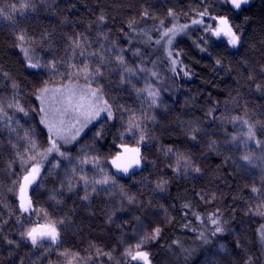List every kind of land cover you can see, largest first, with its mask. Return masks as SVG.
<instances>
[{"label": "rangeland", "instance_id": "rangeland-1", "mask_svg": "<svg viewBox=\"0 0 264 264\" xmlns=\"http://www.w3.org/2000/svg\"><path fill=\"white\" fill-rule=\"evenodd\" d=\"M214 1L218 4L229 6L225 4L223 0ZM13 3L19 6L20 0H0V8H9ZM57 8L58 0H45L43 3H38L35 10L27 11L24 15H53V13L58 10ZM200 18L201 17L198 14L190 16L185 23L189 25V27L184 32L177 35L173 41L171 46L173 58L178 59L179 62L180 59L178 56L174 55L175 50H173L176 39L185 38L188 35L187 38L199 40L202 47L207 50L219 43L226 44V41L223 40V38L217 40L215 37H212L210 33L205 32L204 26L192 24L193 19ZM203 20L204 25L215 23L210 20L208 16L203 17ZM6 21L7 20L0 18V24ZM108 27L109 23L107 19L105 23H100L97 18L93 24L87 28L86 32L81 34L82 38H86V40L82 39V42L90 45L88 51L100 52L109 59H112L115 55L114 51H109V49H112L113 44H115L116 51H119L120 49L124 50L123 55L125 62L130 67L142 66L150 71L157 72L158 78L151 77L150 71L148 73H138V77L133 78V82L137 88H143L147 84H151L153 88L157 89L160 93L161 106L150 109L147 101L139 98L131 85H121L119 83L120 73L116 69V65L113 61L107 65V71L102 78V83L105 89L106 98H108L110 102H113L114 105L119 104L123 107L120 112L117 113V119L104 124V135L106 132H110L108 140L105 137H103L102 140L94 138V131L103 120V117H101L100 121H95L93 124L89 125V128L85 130L79 140L65 146L62 150L67 151L71 158L76 159L80 157L82 149L88 151L92 155L99 156L100 166L110 175H115L117 184L122 185L123 191L128 195L134 196L136 202L128 204L127 200L121 196V189L119 187L108 185L107 187L113 193L112 195H107L104 192H100L99 195L93 194L91 202L85 204L83 201L79 200L77 195H83L82 182H79V187L76 188L75 192L69 193L65 190L63 195L59 196L61 191V181L67 180L70 176L71 168L73 166L78 167V165L70 163L69 160H63L61 161V167L59 169L52 170L50 165L55 161L60 160V157L53 153L52 156H49L48 160L44 162L41 171V178L37 181V184L40 186L37 187V185H33L29 194L32 195L33 192L35 193L33 196V202L36 207L46 209L54 218L65 216L70 217L71 223L66 226L65 230L62 232L59 249L49 252L39 261V264H46V262H48V264H66L67 258L58 254V251L65 249L79 254V257L81 258L79 264H116V262L122 258L123 250L127 244H134L142 235L150 233L155 227L161 228L160 237L156 241L146 243L145 248L149 251L158 244L162 237V231L169 226L173 220V208L170 207V205L165 209L155 206L149 200L144 190L134 187L140 183L139 178H136L135 174L140 171L145 164V156L143 153L144 148L146 149L148 146L149 148L154 146L153 143L155 142L153 141H155V139L159 140L162 135L175 133L191 145L192 143L198 144V150H194L192 146L191 148L184 150H179L178 147L173 148L176 153L190 156L197 165L203 159L206 160L212 156L219 159L222 167L228 169V171L236 178L238 177L244 180L248 187L250 202L253 209L257 207V202L260 199L251 192V185L255 183L256 186L259 187L264 183V161H261L260 159L262 150L256 148L251 142H249L247 147L241 144L237 148L233 145H224L223 141L226 138H230L232 135H239L241 132L246 131L242 124H233L230 122L233 117H242L249 119L251 122L253 120L261 119L264 116H261L258 113L241 112L239 109L241 101L237 98H233L232 100H222L217 109L212 102H197L185 94H180L178 96V90L173 83L174 81H172V77L176 78L177 81L186 82L188 76H184L183 71L180 70H177V74H174L171 71L172 65L167 58V52L165 51L163 41L160 45L153 43L151 46L149 43L141 44V42L137 41L139 43H136V45H141L143 48L142 51L137 49L139 50V55H134L136 50H128L118 40L113 38L109 34ZM168 28H171V26ZM104 36H107V39H104ZM160 38L161 34L156 37V40ZM68 45L66 49H68ZM101 45H103V47H101ZM229 49L236 50L231 47H229ZM29 51L34 52V49H29ZM143 52L145 54H143ZM61 57H64L65 60H67L68 53L66 50L65 52H60L59 50H55L54 47H49V49L45 51L40 62L44 64L54 59L59 60ZM80 59V57H77L74 62L79 63ZM88 59L93 62H98V57H88ZM144 62H146L148 66L144 65ZM57 67L59 72L66 71L64 64H58ZM183 70L186 71L184 67ZM38 71L46 72L50 77L49 78L45 75V80H42L39 87L43 86L44 81H55L54 84L50 83V86H58L62 82V78L59 74L53 76L50 71L46 69H39ZM257 83L264 85V73L259 79H257ZM36 91L37 90H35V92ZM253 92L254 96H256V100H260L262 111H264V92H258L256 89L253 90ZM11 93V87L0 91V94H3L5 97H10ZM19 94L22 103L25 104L28 109L39 108L40 102L36 99L35 95H33V98H24L20 91ZM210 108L215 109V112L213 113L215 119H213L212 116H206V113ZM129 112H134L138 118H141L142 112L149 113L150 115H155L156 120L155 122H152L151 120L142 121L147 129V139L145 142L139 144L141 156L143 157L141 167L134 169L132 173L125 176L122 173H117L109 160L112 155L121 151V149L115 147L114 141L115 143L121 142L118 138L120 133L123 132L127 126ZM16 116L20 119L21 127L19 131L21 135L26 129L34 130L35 138L41 148L48 146L47 129L40 124L37 111H30L29 117H23L22 114H16ZM193 121L199 122L200 127L205 130L198 135L197 141L191 140L186 135L189 123ZM257 131L258 137L264 140V130L258 128ZM138 136L139 133H136L135 138L132 134H125L123 142L127 143L129 146L135 147L137 146ZM210 139L217 140L218 144L221 145L220 153L209 151L208 143ZM7 140V131H0V158L5 166V172L3 175L4 181L3 183H0V225H3L2 229H0V235L20 241L19 232L22 230V224L27 223L25 219L27 214H21L19 212L17 196L12 192H9L8 189L12 186L13 179L19 178L21 174V166L19 161H16L11 169L8 168L10 160H13L15 157L13 150H11L7 144ZM16 142L18 145L25 144V141L20 139H16ZM226 148H230L231 151H225ZM166 150L167 148L159 149L157 156H160V162L155 163L167 165L173 169L177 164L176 156L174 154L165 155ZM249 150L255 153L256 163L259 165L258 167L248 168L245 166L247 170L242 171L235 167L232 160L225 162V157L227 156H232L238 161L239 155ZM238 162L243 164L242 161ZM83 167L84 174L87 175L89 179L99 177L100 173L98 169L93 168L91 164L84 165ZM49 171H53V175H47ZM187 174L189 176L195 175V173L192 172H188ZM187 174H184L182 171L178 175L185 176ZM79 175L80 173L77 172L74 179L78 181ZM144 187L146 188L147 186ZM54 193L58 194V198L62 199V203L56 204L55 201L50 199V196ZM121 204H123V209L115 212L113 223H107V216L111 214L115 208H120ZM10 212L12 215L9 214ZM17 215H20L22 223H17ZM136 217H139L140 219L137 220ZM252 217L259 223L264 220V216L252 214ZM31 219L35 220L36 217L32 216ZM5 220L7 221L6 224L3 223ZM245 225L247 224L243 222L241 227H236L231 233L232 238L235 240V246H232L228 240H221L211 249L205 251L201 257L195 260L192 264H205L206 256L212 260L214 264H243L244 259L249 254L252 255L254 264H261L262 261L259 256V250L255 249L256 242L259 241L257 231L254 230V232H252L253 226H250L249 228ZM178 240L179 247L174 246L166 249L168 256L175 255L179 257L180 254L184 255L183 249L193 247L189 242L191 239H187L184 235L180 236ZM237 242L241 245V249L236 248ZM20 243V248L13 250L14 254L10 257L9 253L10 250H12L11 246L7 245L3 239H0V264H13L14 260L18 264L19 258H23L25 264H30L27 254L31 250V245L26 244L23 241ZM220 244H224L228 249V252L213 255V253L218 251ZM53 247L54 249L56 248V246ZM97 248L102 249L104 252H112L114 259L109 261L106 256H101L100 259L97 260L95 258L97 255ZM261 249L264 254V246H262ZM234 253H239V255H234ZM196 254L190 257L187 261L184 256H181L177 264L188 263L190 260H193L192 258L195 257ZM89 257H92V259H88ZM73 264H76V261H73Z\"/></svg>", "mask_w": 264, "mask_h": 264}, {"label": "snow or ice", "instance_id": "snow-or-ice-1", "mask_svg": "<svg viewBox=\"0 0 264 264\" xmlns=\"http://www.w3.org/2000/svg\"><path fill=\"white\" fill-rule=\"evenodd\" d=\"M45 0H20L19 6L13 3L9 8H0V18L8 20L9 22H15V14H24L27 11H33L37 7L38 3H43ZM227 5L231 6V9L239 12L243 6L250 3V0H223ZM169 16L173 15V12L169 10ZM201 17L200 19H193V25L204 26V31L211 34L217 40L226 41V46L232 49H237L240 47L241 33L235 27L233 23L230 22L227 16H216L210 15L207 10L198 13ZM145 18L149 17V13L145 10L142 13ZM208 16L210 20L215 23H209L204 25L203 17ZM100 23H105L106 18L103 14L98 17ZM161 26H163V21H161ZM129 28L133 27L132 23H129ZM189 25H176L174 24L171 28H164L161 31V38L155 41V44L160 45L163 41L165 45V51L167 52V58L170 61L172 68L171 71L177 74V66L180 64L178 59L173 58V52L171 51V46L177 35L184 32ZM103 35V34H101ZM20 43L17 47L23 52L26 66L29 69H46L50 71L51 75L56 76L59 74L62 78V82L58 86H50V83L54 84L55 81L49 82L44 81L43 86L39 87L34 93L36 99L40 102L38 109H28L25 104L22 103L19 94V85L14 81L10 82L12 93L10 97H5L0 94V131H7L8 140L7 144L14 153V159L10 160L8 168L11 169L16 161H19L21 166V174L19 178H14L12 181V186L8 189L17 196L18 208L21 214H27L25 217L27 223L22 224V230L19 232L20 241H16L8 238L7 236L0 235V239H3L7 245L11 246L10 257L14 254L15 249H19L21 246V241L26 244L31 245V250L27 254L30 264H39V261L45 257L49 252L58 250L62 239V232L65 227L71 223L70 217L54 218L46 209L38 208L34 205L33 192L30 195V189L33 185L37 184V181L41 178V171L44 162L48 160L49 156L55 153L60 157V160L55 161L50 165L52 170L59 169L61 167V161L69 160L77 166H73L70 170V176L67 180L61 181L60 183V193L59 196L63 195L66 190L69 193L75 192L76 188L79 187V182L83 183V195H78L79 200L83 201L85 204L91 202L93 194L99 195L100 192H104L107 195H112L113 193L107 187L112 185L113 187H119L121 189V196L127 200L128 204H133L136 202L134 196L128 195L123 191V186L117 184V179L115 175H110L105 171L103 167L100 166V157L97 155H92L84 149L81 150V155L78 159L71 158L67 151L62 150L65 146L70 145L80 139L81 135L89 128V125L93 124L95 121H100L103 117L102 122L94 131V138L97 140H102L104 136V124L117 119V113L120 112L122 105L110 102L106 98L105 89L102 83V78L105 76L107 71V65L114 61L116 69L120 73L121 85L129 84L133 87L137 96L144 99L148 103L150 109L158 108L161 106L160 93L157 89L153 88L151 84H147L143 88H137L133 82V78L138 77V73H148L150 70L142 67H130L126 62L123 55L124 50H115V44H113L112 49L109 51H114L115 55L112 59L102 55L97 51H88L90 45L82 42L86 38H82L81 34H77L75 37H69V45L66 52L68 53V58L65 60L61 57L59 60H52L48 63L42 64L39 60L34 59L29 54L28 47H25L26 36L24 33H20L17 36ZM47 35L43 39H47ZM107 39V36H104ZM151 40V37H149ZM207 42V41H205ZM103 47V45H101ZM70 49V51H69ZM201 51H207L206 48H201ZM139 50L134 52V55H139ZM179 53H176L178 56ZM77 57H80V62L75 63ZM88 57H98V62H93L88 59ZM221 61L216 60V64L219 65ZM58 64H64L66 71L59 72ZM183 71L184 76H189L188 71H184L183 67L180 68ZM264 71V69H262ZM7 76V73H4ZM151 77L158 78V73L155 71H150ZM250 80H255V77L249 76ZM254 87L258 92H264V85L260 83H255ZM30 111H37L39 114V122L45 129H47V142L48 146L41 148L35 138L34 130L26 129L21 135L19 129L20 119L17 118L16 114H22L23 117H29ZM215 109L210 108L206 113V116H212ZM143 120H151L155 122V115H150L149 113L142 112L141 118H138L134 112H129V117L127 120V126L123 132L120 133L119 140L120 143H115V147L121 149V151L116 152L111 156L109 162L117 173H122L128 176L133 172L134 169L140 168L143 157L141 156V150L139 147L140 143H143L147 139V129ZM233 124L240 123L246 129V131L241 132L239 135H232L230 138H226L223 141L224 145H233L237 148L243 144L247 147L249 142L253 143L256 148L261 149L260 159L264 161V140L258 137V131L264 130V118L249 121L242 117H233L230 121ZM205 130L200 127L199 122L193 121L189 123V128L186 135L193 141L198 140V135ZM136 133H139L137 146H129L127 143L123 142L125 134H132L135 138ZM15 138V139H14ZM16 139L25 141L24 145H18ZM208 149L211 152L220 153L221 145L215 139H210L208 143ZM225 151H231L230 148H226ZM174 154L177 159V164L173 168L176 173L184 174L188 172L195 173L197 175L201 174L202 168L196 164V162L187 155L182 153L174 152V149L167 148L165 155ZM232 160V163L236 168L246 171L248 168H256L259 165L256 163L255 153L251 150L245 151L243 154L239 155L238 161H242L240 164L237 159L232 156L225 157V162ZM91 164L93 168H97L100 175L98 178L89 179L87 175L84 174V165ZM80 173L78 181L74 178ZM15 175V174H13ZM47 175H53V171H49ZM167 181L158 182L156 187L159 191H165V185ZM99 186V187H97ZM251 192L260 199L257 202V207L255 209L249 208V213L253 215L264 216V183L261 186H256L255 183L251 185ZM213 199L215 198L213 194ZM50 199L55 201L56 204L62 203V199L58 198V194H53ZM201 199H205L201 196ZM205 202H208L205 200ZM185 209L191 210V205L185 203L183 205ZM123 209V204L120 208H115L111 214L107 216L106 222L113 223V216L115 212L121 211ZM12 215V213H9ZM187 214V213H186ZM196 215L197 220L202 218ZM35 216L36 219H31ZM139 220V217H136ZM207 220L211 223V237H216L218 235H224L227 231L224 224L221 223L219 216L213 213L207 217ZM17 223H22L20 215L16 216ZM4 224L7 223L5 220ZM3 225H0L2 229ZM161 228L155 227L150 233H145L142 235L134 244L129 243L124 248L122 253V258L116 262V264H152L150 259V253L146 250L145 245L148 242L156 241L160 237ZM259 243L264 246V224L260 226L257 230ZM198 239L203 245H209L212 240L201 231L198 235ZM179 247V242L174 241ZM53 246H56L54 249ZM236 248L241 249L239 242L236 244ZM195 249H183L185 260L187 261L195 253ZM228 249L224 244L219 245V249L213 255H218L219 253H227ZM96 259L99 260L101 256H106L109 261L113 260L114 257L112 252H104L102 249H96ZM60 256L67 258L66 264H79L78 253L70 252L65 249L58 251ZM234 255H239V253H234ZM88 259H92L89 257ZM13 264H17L14 260ZM18 264H25L23 258H19ZM48 264V262H46ZM205 264H214L207 256L205 257ZM243 264H254L252 255H248Z\"/></svg>", "mask_w": 264, "mask_h": 264}, {"label": "trees", "instance_id": "trees-1", "mask_svg": "<svg viewBox=\"0 0 264 264\" xmlns=\"http://www.w3.org/2000/svg\"><path fill=\"white\" fill-rule=\"evenodd\" d=\"M57 9L53 15L47 16L15 14L14 23L7 20L0 24V91L11 87L10 82L14 81L19 85L24 98H33L35 90L45 80V75L49 77L46 72L27 68L24 54L17 47L20 43L17 36L20 33L26 36L25 47L34 49L29 54L41 61L49 47L65 52L68 38L85 33L103 14L108 20L109 34L113 38L128 50L142 51L143 47L136 43H149L151 46L164 28L174 24L184 25L190 16L207 10L210 15L227 16L241 33L242 43L235 51L230 50L225 43L201 51L203 47L199 40L187 38L188 35L176 39L173 50L175 56L179 53L180 64L177 70L184 67L189 72L186 82L172 77L178 96L185 94L197 102H212L217 109L222 100L237 98L241 101V112L264 116L261 102L256 100L253 92L254 84L264 73V0H250L249 5L242 7L239 12L231 9L230 5H221L214 0H58ZM145 10L149 13L148 18L142 16ZM169 10L173 12L172 16L168 15ZM129 23L133 24L132 28L128 27ZM45 35L47 39H43ZM217 59L221 61L219 65L216 64ZM250 75L255 80H250ZM109 134L108 131L103 137L108 140ZM153 142L154 146L143 150L145 164L135 174L140 183L134 188L144 190L155 206L165 209L170 205L173 208V220L162 231L158 244L149 250L152 264H177L184 255L168 256L166 249L177 246L174 241L179 242L182 235L191 239L189 242L193 247L186 249L197 250L193 260L185 263L192 264L221 240H228L235 246L231 233L236 227H241L243 222L249 228L253 226L252 232L264 224V220L259 223L249 213V208L253 207L244 180L236 178L222 167L219 159L212 156L200 161L198 166L202 172L199 175H178L169 166L155 163L160 162V156H157L159 149L178 147L184 150L192 146L198 150L199 145H191L175 133L162 135ZM3 164L0 158V183L4 181ZM162 181H167L163 192L156 187ZM201 196L205 199H201ZM185 203L191 205L190 211L183 207ZM193 213L198 214L203 223ZM213 213L225 225L227 231L224 235L211 237L212 225L207 217ZM201 231L212 240L211 244L203 245L198 239ZM261 248L257 241L255 249L259 250L261 264H264Z\"/></svg>", "mask_w": 264, "mask_h": 264}, {"label": "bare ground", "instance_id": "bare-ground-1", "mask_svg": "<svg viewBox=\"0 0 264 264\" xmlns=\"http://www.w3.org/2000/svg\"><path fill=\"white\" fill-rule=\"evenodd\" d=\"M212 46V45H211ZM150 49V48H149Z\"/></svg>", "mask_w": 264, "mask_h": 264}]
</instances>
